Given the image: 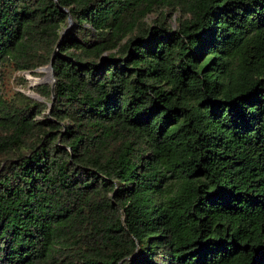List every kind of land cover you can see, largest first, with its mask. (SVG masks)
Wrapping results in <instances>:
<instances>
[{
	"label": "trees",
	"instance_id": "trees-1",
	"mask_svg": "<svg viewBox=\"0 0 264 264\" xmlns=\"http://www.w3.org/2000/svg\"><path fill=\"white\" fill-rule=\"evenodd\" d=\"M0 86V264H264V0H0Z\"/></svg>",
	"mask_w": 264,
	"mask_h": 264
},
{
	"label": "rangeland",
	"instance_id": "rangeland-1",
	"mask_svg": "<svg viewBox=\"0 0 264 264\" xmlns=\"http://www.w3.org/2000/svg\"><path fill=\"white\" fill-rule=\"evenodd\" d=\"M172 25H174V20H172ZM40 66H44V65H40ZM40 66H37V67H40ZM37 67L33 68L31 71L30 70L29 71L28 70H17L15 72H13L11 75L10 81H11V85H12L13 89L21 91L22 93H24L30 97H33L37 100H43L44 101L46 99L38 92L37 87L40 84L49 83L50 77L47 73V70L36 69ZM15 75L20 76L21 81H22L21 83L15 82V78H14ZM45 79H47V80H45ZM31 83H34V84H31ZM1 92H2V86H0V93ZM46 112H47V110H46Z\"/></svg>",
	"mask_w": 264,
	"mask_h": 264
},
{
	"label": "water",
	"instance_id": "water-1",
	"mask_svg": "<svg viewBox=\"0 0 264 264\" xmlns=\"http://www.w3.org/2000/svg\"><path fill=\"white\" fill-rule=\"evenodd\" d=\"M57 2V0H56ZM64 10H67L66 8H63ZM68 24L63 28L62 32H61V36H60V39L59 41L62 39L63 35L66 33V31L69 29L70 25L72 24V18L70 16H68ZM59 41L57 42V44L55 45L54 47V50H53V53L51 55V58H50V61L44 65V66H40V67H37L36 69H45L47 70V73L50 77V82H51V96H52V100L48 102V108H47V113H49L50 111V107L52 105V101L54 100V83H55V77H54V74H53V68H52V62H53V57L54 55L57 53V50H58V45H59ZM29 71V70H28ZM47 80V79H45ZM44 80V81H45ZM40 98V97H39ZM122 220L124 221V218L122 217Z\"/></svg>",
	"mask_w": 264,
	"mask_h": 264
},
{
	"label": "bare ground",
	"instance_id": "bare-ground-1",
	"mask_svg": "<svg viewBox=\"0 0 264 264\" xmlns=\"http://www.w3.org/2000/svg\"><path fill=\"white\" fill-rule=\"evenodd\" d=\"M40 70H45V69L41 68ZM34 83H35V82H34ZM34 83H31V84H34Z\"/></svg>",
	"mask_w": 264,
	"mask_h": 264
}]
</instances>
